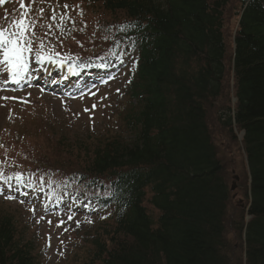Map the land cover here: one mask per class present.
<instances>
[{
    "label": "trees",
    "instance_id": "1",
    "mask_svg": "<svg viewBox=\"0 0 264 264\" xmlns=\"http://www.w3.org/2000/svg\"><path fill=\"white\" fill-rule=\"evenodd\" d=\"M84 5L123 17L108 44L116 42L115 55L132 54L118 132L90 130L73 139L67 130L50 133L56 149L34 173L58 175L50 186L30 181L60 196L90 195L94 211H105L85 233L80 264H264V0ZM228 60L235 102L218 121L232 139L242 133L249 181L247 219L234 222L235 263L223 221L229 188L206 122V108L227 84ZM0 264H40L6 210H0Z\"/></svg>",
    "mask_w": 264,
    "mask_h": 264
},
{
    "label": "rangeland",
    "instance_id": "2",
    "mask_svg": "<svg viewBox=\"0 0 264 264\" xmlns=\"http://www.w3.org/2000/svg\"><path fill=\"white\" fill-rule=\"evenodd\" d=\"M84 1L3 0L0 3V26L8 31H13L14 22L21 19L40 25L35 30L33 50L27 53V69L22 77L13 79L6 70V62L0 63V97L16 98L0 99V174L11 178L16 173L21 174L20 182L14 179L5 183L0 178V188L4 189L0 194V210L14 215L18 237L33 244L40 264L84 262L88 248L85 233L97 226L98 218L105 211L96 210V215H91L96 211L90 195H62L57 200L55 192H52L51 199L43 201L39 192L29 190L21 177L50 186L58 173L51 172L48 176L42 171L34 173L37 164L46 163L54 154L56 148H52L50 133L67 130L70 139H73V135L86 137L90 130L94 135L117 133L120 113L127 101L126 71L131 66L132 54L126 53L123 58L111 57V47L107 44L115 37L120 23L117 21H121L122 14L106 13L102 8L97 11L93 9L92 12L86 8ZM22 4L24 7H21ZM65 4L69 6L68 9L64 8ZM40 9H43V19ZM53 10L57 18L65 14L63 29L58 19H50ZM81 11L83 15H80ZM228 18L227 29L233 34L237 22L235 14L230 12ZM32 35L30 28L28 36ZM37 51H40L43 59L36 58ZM91 67L97 68L93 76L102 83H94L86 75L76 78ZM230 68L231 63L227 68L223 95L211 99L212 104L206 108V122L223 166V179L228 188L235 185L233 190L229 189L223 218L225 235L231 244L234 243L229 255L233 257L231 263H235L240 253L232 234L235 224L247 219L248 172L241 133L236 132V139H232L218 121L222 109L234 106ZM42 70L43 75H40L39 71ZM61 85L67 86L66 89ZM82 85L86 86L80 87ZM62 89L65 90L60 91ZM47 136L49 144L45 142ZM62 159L69 166V158ZM76 192L78 194L79 190ZM5 196L15 198L6 199ZM147 206L148 211H154ZM69 216L72 219H68ZM60 221L64 223L56 227Z\"/></svg>",
    "mask_w": 264,
    "mask_h": 264
},
{
    "label": "snow or ice",
    "instance_id": "3",
    "mask_svg": "<svg viewBox=\"0 0 264 264\" xmlns=\"http://www.w3.org/2000/svg\"><path fill=\"white\" fill-rule=\"evenodd\" d=\"M0 3H3V0H0ZM21 7H24L22 4ZM68 5L65 4L64 8L68 9ZM41 19H43V9H40ZM80 15H83V12H80ZM50 19H58L60 23L61 29H63V21L65 19V14H61L59 18L56 17V13L53 10L52 16ZM71 19V17H68ZM14 30L8 31L7 29L0 26V50H2V60L0 63L6 62L7 64V72L10 73L13 79L22 77V74L27 69V53L33 50V44L35 42V30L40 25L39 23H30L26 22L25 19H21L18 22H14ZM33 30V35L31 37L28 36L29 29ZM41 48H43V44L41 42ZM51 51V50H50ZM36 58L43 59L41 57L40 51L36 52ZM0 99H16L9 97H0ZM27 102V101H24ZM95 107V106H93ZM85 111H89V109H85ZM20 173H16L15 179L17 182H20ZM0 178H3L5 183L11 180V177L4 176L0 174ZM4 189L0 188V194H3ZM6 199H14V196H5ZM68 219H72V216H69ZM51 224V221H48ZM64 221L58 222L55 226L61 227ZM79 226V222H77V227ZM67 230V229H65Z\"/></svg>",
    "mask_w": 264,
    "mask_h": 264
},
{
    "label": "water",
    "instance_id": "4",
    "mask_svg": "<svg viewBox=\"0 0 264 264\" xmlns=\"http://www.w3.org/2000/svg\"><path fill=\"white\" fill-rule=\"evenodd\" d=\"M232 189L234 188V185H232V187H231Z\"/></svg>",
    "mask_w": 264,
    "mask_h": 264
}]
</instances>
